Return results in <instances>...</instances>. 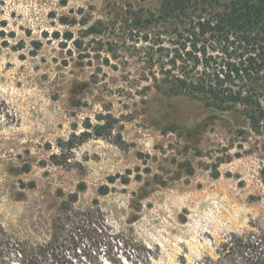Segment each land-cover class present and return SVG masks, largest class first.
Wrapping results in <instances>:
<instances>
[{"label": "rangeland", "instance_id": "1", "mask_svg": "<svg viewBox=\"0 0 264 264\" xmlns=\"http://www.w3.org/2000/svg\"><path fill=\"white\" fill-rule=\"evenodd\" d=\"M161 4L0 0V234H58L38 264H140L136 244L148 264H198L230 233L264 227V150L246 119L154 86L145 36L167 41ZM100 123L103 138L87 128ZM72 196L105 237L73 241L61 212Z\"/></svg>", "mask_w": 264, "mask_h": 264}, {"label": "trees", "instance_id": "2", "mask_svg": "<svg viewBox=\"0 0 264 264\" xmlns=\"http://www.w3.org/2000/svg\"><path fill=\"white\" fill-rule=\"evenodd\" d=\"M160 14L159 20L171 26L167 41L161 35L145 36L151 43V70L158 67L161 74L153 73L155 88L167 96L203 99L210 107L237 113L248 123L247 134L256 137L264 150V0H162ZM159 20L139 18L136 25H152ZM87 32L100 33L96 26ZM67 38L73 37L68 34ZM108 126L100 123L87 128L103 138ZM88 136L86 132L81 134L83 138ZM68 145L74 148L72 141ZM59 146L63 150L62 143ZM122 181L129 184L130 177ZM101 194L107 191L101 189ZM76 202L77 196L70 197L63 202L61 211L64 223L69 222L76 231H71L73 241L93 232L105 237L107 228L99 223L97 212L79 211L73 206ZM251 227L252 230L230 233L216 245L214 257H206L198 264H264V227ZM5 236L1 232L0 264H13L14 260L38 264L55 256L60 239L55 234L49 243L40 245L13 242ZM132 248L140 264L149 263L150 254L142 245Z\"/></svg>", "mask_w": 264, "mask_h": 264}]
</instances>
